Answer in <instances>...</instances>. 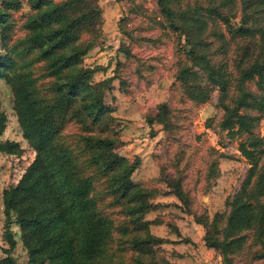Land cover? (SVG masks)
<instances>
[{
	"label": "rangeland",
	"instance_id": "1",
	"mask_svg": "<svg viewBox=\"0 0 264 264\" xmlns=\"http://www.w3.org/2000/svg\"><path fill=\"white\" fill-rule=\"evenodd\" d=\"M19 1L18 9L8 10L9 21L0 24V56L12 53L13 44L27 33L24 24L33 10L28 0ZM197 1L172 0L171 7L179 9L187 2L193 5ZM222 1L223 11L231 17L229 25L238 26L246 0L212 2ZM4 2L0 0V6ZM97 3L100 13L94 25L81 35L91 45L81 55L78 66L91 70L89 81L97 84L93 93L109 105L104 134L118 141L114 151L129 160L133 166L130 179L146 195L138 200L133 199L134 194L119 199L107 189L105 177H94L91 195L97 208L113 221L106 245L107 260L110 264H223L220 250L207 246L205 236L219 239L224 236L227 200L240 189L250 166L238 149L240 140L247 139L248 133L233 135L221 126L224 111L217 86L194 66L187 54L189 44L184 34L170 26L156 0H97ZM257 3L249 9L248 24L258 28L264 27V4ZM210 24L207 19L204 35L208 33L206 39L211 44L207 50L215 51L212 59L222 65L229 79L226 102L232 104L242 88L261 91L264 84L256 78L243 86L234 79L243 45L251 42L252 37L230 38L227 25L222 24L225 39H221L217 36L219 27ZM12 55L20 62L18 53ZM45 67L43 62L32 64L30 77L36 79V95L50 97ZM186 67L196 74L189 72L180 80L179 75ZM80 101L77 98L76 109ZM163 103L168 106L162 107ZM14 105V90L0 77V109L6 114L0 137L18 143L13 153L0 152V264L6 256L18 264L28 262L18 224H10L15 246L10 247L7 240L3 189L15 185L17 203L28 215H33L26 200V187L34 178L28 166L36 151L23 136ZM246 111L260 115L253 131L263 138L264 145V112ZM76 113L80 116L67 115L71 122L63 136L72 144L77 129L85 125L81 113L78 110ZM104 123L92 122L89 126L96 132ZM260 157L264 165V155ZM176 181L181 183L182 197L174 191L172 183ZM140 205L144 206L143 211L137 210ZM138 223L141 226L137 227ZM238 235L243 236L241 244L233 243L229 254L234 264H264V258H256L263 246L257 231L241 230ZM145 246L150 249L145 250Z\"/></svg>",
	"mask_w": 264,
	"mask_h": 264
},
{
	"label": "trees",
	"instance_id": "2",
	"mask_svg": "<svg viewBox=\"0 0 264 264\" xmlns=\"http://www.w3.org/2000/svg\"><path fill=\"white\" fill-rule=\"evenodd\" d=\"M171 1L156 0L170 26L184 34L189 44L187 54L194 66L217 86L218 99L224 111L221 126L233 135L248 133L247 139L240 140L238 149L249 160L250 166L240 189L227 200L229 211L224 236L219 239L206 235V245L220 250L223 264H234L229 255L231 245L241 244L243 236L238 235L241 230L254 229L263 245L256 258H264V165L260 163L264 145L263 138L253 131L260 115L246 111L256 109L258 113L264 112V85L259 92L242 88L240 94L233 97V103L228 104L225 99L228 97L229 79L222 65L212 59L215 51L210 53L207 50L211 44L206 39L208 33L204 35L207 19L210 27H219L218 38L225 39L222 24L227 25L230 38L250 35L252 40L243 45L234 79L241 86L254 78L264 84V27L248 24L251 18L249 9L257 2L246 0L239 25L232 26L229 25L231 17L223 11L224 1L198 0L193 5L187 2L179 9L171 7ZM28 2L33 12L24 24L27 33L11 47L12 53H18L20 62L12 53L0 56V77H4L14 90V108L23 136L36 151L28 166L34 178L26 187V200L33 209V215H28L17 203L15 185L3 189L7 240L10 247L15 246L16 239L10 229L14 222L20 227L21 241L28 252L27 264H110L106 245L113 221L97 208L96 199L91 195L94 177H105L107 189L119 199H128L132 196L130 194H134L133 199L138 200V197L146 195L139 192L130 179L133 166L129 160L114 151L118 141L104 134L109 105L93 93L97 84L89 81L91 70L78 66L81 55L91 45L81 35L94 25L100 13L99 6L97 0ZM257 4H264V0ZM19 6V0H5L4 6H0V24L9 21V9H18ZM32 53L35 54L31 58ZM38 62L46 65L50 97L35 93L36 79L30 77V67ZM189 72L196 74L186 67L179 79H185ZM79 97L81 101L76 109L74 106ZM161 106L168 105L163 103ZM77 110L86 126L77 129L72 144L63 136H66L67 126L70 127V118L75 114L80 116ZM67 115L72 116L68 118ZM5 121L6 114L0 109V136ZM99 121L105 123L101 132H95L89 124ZM74 132L70 133L71 137ZM17 145V141L0 137V152L13 153ZM180 184L179 181L172 183L176 194L182 197ZM137 210L143 211L144 206L140 205ZM141 224L138 223L137 227ZM143 248L150 249L149 246ZM1 264L18 263L11 256H6L1 259Z\"/></svg>",
	"mask_w": 264,
	"mask_h": 264
},
{
	"label": "crops",
	"instance_id": "3",
	"mask_svg": "<svg viewBox=\"0 0 264 264\" xmlns=\"http://www.w3.org/2000/svg\"><path fill=\"white\" fill-rule=\"evenodd\" d=\"M203 264H206V263H203Z\"/></svg>",
	"mask_w": 264,
	"mask_h": 264
}]
</instances>
